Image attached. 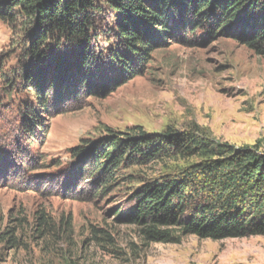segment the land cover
<instances>
[{
    "label": "trees",
    "instance_id": "1",
    "mask_svg": "<svg viewBox=\"0 0 264 264\" xmlns=\"http://www.w3.org/2000/svg\"><path fill=\"white\" fill-rule=\"evenodd\" d=\"M0 22L9 30L0 51L1 81L9 93L21 95L18 131L28 143L47 127L46 97L54 98L56 115L74 99L109 94L142 73L156 48L172 42L201 46L224 38L264 57V0H0ZM195 131L184 126L148 134L138 125L106 127L89 147L71 149L72 157L81 156L75 176L54 179L70 191L92 179V196L98 197L122 169L157 162L166 169L152 180L140 179L128 196L131 205L116 213L142 240L264 235V151L209 143ZM21 153L15 158L24 160ZM192 155L197 160L185 165L166 161ZM23 223L0 232V244L18 246ZM30 230L31 236L69 241L73 225L70 217L56 223L39 210ZM109 238L106 230L91 227L87 240L105 248ZM70 259L62 254L63 264H79Z\"/></svg>",
    "mask_w": 264,
    "mask_h": 264
},
{
    "label": "rangeland",
    "instance_id": "2",
    "mask_svg": "<svg viewBox=\"0 0 264 264\" xmlns=\"http://www.w3.org/2000/svg\"><path fill=\"white\" fill-rule=\"evenodd\" d=\"M8 37L0 22V51ZM2 82L0 76V142L7 145H0V232L24 223L18 229V246L0 244V264H63L64 253L79 264H264V235L220 240L177 235L171 242H145L134 226L119 221L116 213L131 205L128 196L137 182L152 180L166 169L160 163L122 169L98 197L92 196L97 187L92 179L73 191L58 182L78 171L81 156L72 157L71 149L89 147L106 127L120 131L138 125L148 134H161L188 126L209 143L257 145L264 151V57L224 38L201 46L172 42L156 48L142 73L109 94L74 99L56 115L54 98L46 97L51 111L47 127L30 144L18 131L21 95L9 93ZM22 151L34 166L13 156ZM196 156L166 161L185 165ZM39 210L56 223L70 217V240L31 236ZM91 227L106 230L110 246L87 240Z\"/></svg>",
    "mask_w": 264,
    "mask_h": 264
}]
</instances>
